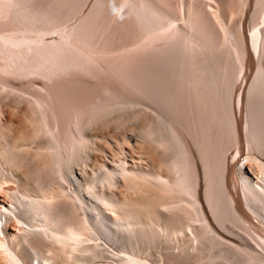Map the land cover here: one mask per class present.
Masks as SVG:
<instances>
[{
	"label": "bare ground",
	"instance_id": "1",
	"mask_svg": "<svg viewBox=\"0 0 264 264\" xmlns=\"http://www.w3.org/2000/svg\"><path fill=\"white\" fill-rule=\"evenodd\" d=\"M3 102L35 127L0 118L7 264L79 238L106 264H264V0H0ZM98 125L158 162L101 163Z\"/></svg>",
	"mask_w": 264,
	"mask_h": 264
},
{
	"label": "rangeland",
	"instance_id": "2",
	"mask_svg": "<svg viewBox=\"0 0 264 264\" xmlns=\"http://www.w3.org/2000/svg\"><path fill=\"white\" fill-rule=\"evenodd\" d=\"M238 15V14H234V17H236V16ZM8 100L9 99H6L4 102L7 104V102H8ZM4 102L3 103H1L0 105V118H4L3 120H6V119H9V120H11V117L13 118L12 120H11V123H8V124H11L10 126H11V128L16 132V134L18 135V134H20V133H27L28 135H30L31 133H33V131H35L34 130V128L35 127H33L32 125V118H31V120H27L26 118L28 117V119H30V116H31V113H30V111H29V109H28V107L27 106H25V105H22L23 106V108L25 109V107H27L26 108V110H27V112H24V109H22L21 110V112L20 111H18V110H20L19 108H17V107H14V108H17V109H14L11 105H6V104H4ZM3 109V110H2ZM25 110V111H26ZM1 111H4V112H1ZM19 112V113H18ZM23 112V113H22ZM1 113H2V115H1ZM10 113H12V114H10ZM18 113V115H16ZM22 113V114H21ZM26 113H28L27 115H26ZM14 114V115H13ZM19 114H21L20 116H19ZM30 114V115H29ZM9 116V117H7L6 118V116ZM5 116V117H4ZM27 116V117H26ZM2 119H0V120H2ZM26 120V121H25ZM13 121V122H12ZM1 122V121H0ZM26 122V123H25ZM32 122V123H31ZM12 123H15V124H12ZM29 124L31 125V126H29ZM26 125H28V127L26 126ZM26 126V127H25ZM35 126V125H34ZM15 127V128H14ZM97 127V130L98 131H100V132H102V133H104L106 136H107V132L110 134H108V138L111 140L109 143H106V150L103 152V151H98V154L101 156V163H104V162H106L107 164H109L110 166L112 165V166H115L116 165V163L118 162V160L120 161V159H124V161H127V162H129V164L128 165H130V167H134V166H138V167H135V168H140L141 167V164L142 163H147V165L145 164H142V167H145L146 166V168H147V166H149V163L150 164H152V163H157L158 162V156L157 155H155L154 153H152V151L150 150V149H146V151H148V152H150V153H148V160L150 161L149 163L148 162H146V160H145V162H143L144 160L143 159H141V160H139V156L141 155L140 154V152L137 150V148L135 147V149H134V146H138V147H141L142 145H140V143L139 142H137V139L136 138H134L131 134L129 135V133H127L125 136H123L122 137V139H115V138H113V136H112V134H113V126L111 127H107V126H101V125H98V126H96ZM98 127L101 129H98ZM0 128H2V127H0ZM112 128V129H111ZM0 130H3V129H0ZM22 131V132H21ZM128 135V136H127ZM129 136H130V138H131V141L130 142H128V143H130V144H128L125 140L127 139V138H129ZM18 138V137H17ZM113 138V139H112ZM118 138H120V137H118ZM124 138V139H123ZM15 139H13V141H14ZM20 140V139H19ZM122 140V141H121ZM120 141V142H119ZM11 142H12V140H11ZM15 144L18 142V144H20L19 142H21V143H23L21 140L20 141H18V139H16L15 141ZM14 142H12V143H14ZM121 142H122V144H121ZM125 142V143H124ZM1 143V142H0ZM117 143V144H116ZM17 145V144H16ZM21 145V144H20ZM131 145H133V149H132V146ZM121 146H123L124 147V151L123 152H121V154H118V151L119 150H121L120 149V147ZM26 147L27 148H29V146H27L26 145ZM25 146L23 147V148H26ZM0 148H2V146H1V144H0ZM112 148H114V149H112ZM143 148V147H142ZM141 148V149H142ZM143 150L145 151V149L143 148ZM114 151V152H113ZM126 156V157H125ZM120 157V158H119ZM123 157V158H122ZM133 158V159H132ZM78 165L76 166V170H77V172L81 175V177L82 178H84L85 177V181H88L89 179H91L95 174L93 173L94 171H95V166L97 167L98 165L100 166V165H102L101 163H96V165L94 164L93 166H90V165H87V164H83V159L82 158H79L78 160ZM81 161V162H80ZM104 161V162H103ZM153 164V165H154ZM85 165V166H84ZM132 165V166H131ZM140 166V167H139ZM7 167V166H6ZM78 167V168H77ZM17 171V170H16ZM19 171V170H18ZM17 171V173H23L22 171L21 172H18ZM9 174H10V171L8 170H6V173L3 171V175H5V177H4V179L7 177V180L5 181L4 179H3V182H5V183H10V185H12V181H11V179L9 178L10 176H9ZM11 175V174H10ZM21 175H23L24 177H25V175L24 174H21ZM63 182H64V185H66L67 184V186H65V192L67 193V192H69V193H71V191H72V189L74 188L72 185H70L69 183H67L66 181H64L63 180ZM0 183H1V181H0ZM13 184H15V183H13ZM5 186H6V184H4ZM1 188V187H0ZM11 200V198L10 197H6L5 199H4V201L5 202H8V201H10ZM80 240L81 241H83L82 239H80L79 238V240H71V241H69L68 242V244H70L69 246H67L68 244H65V246H62L61 244H59L58 246H59V248H60V246H61V249H59V248H57V249H59V251H62V253H63V257H67V258H69V259H67V258H64V260H65V262H67V263H69V264H106V262H102L100 259H92V260H87L86 258H84L83 256H81V250L79 249L78 250V248H80V246L81 247H83L82 246V242H80ZM76 241V242H75ZM76 244H75V243ZM77 243H79V244H77ZM82 243V244H81ZM84 243H85V241H84ZM78 247V248H77ZM63 248V249H62ZM80 251V252H79ZM77 254H80V256L78 257V256H76ZM62 257V258H63ZM73 261H72V260ZM84 259V260H83ZM66 260H68V261H66ZM100 260V261H99ZM7 260L3 257V255L0 253V263L2 264H7V262H6ZM119 264H121V262H118ZM149 264H152V262H148Z\"/></svg>",
	"mask_w": 264,
	"mask_h": 264
}]
</instances>
